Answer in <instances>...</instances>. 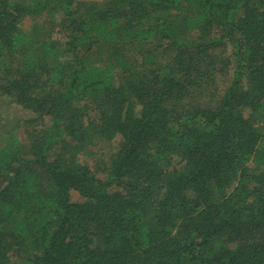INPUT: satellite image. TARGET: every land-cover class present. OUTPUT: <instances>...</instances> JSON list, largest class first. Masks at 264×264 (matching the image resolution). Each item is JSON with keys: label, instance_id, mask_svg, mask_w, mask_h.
I'll list each match as a JSON object with an SVG mask.
<instances>
[{"label": "trees", "instance_id": "1", "mask_svg": "<svg viewBox=\"0 0 264 264\" xmlns=\"http://www.w3.org/2000/svg\"><path fill=\"white\" fill-rule=\"evenodd\" d=\"M2 104L0 264H264V0H0Z\"/></svg>", "mask_w": 264, "mask_h": 264}, {"label": "rangeland", "instance_id": "2", "mask_svg": "<svg viewBox=\"0 0 264 264\" xmlns=\"http://www.w3.org/2000/svg\"><path fill=\"white\" fill-rule=\"evenodd\" d=\"M25 29H27V27L25 26ZM6 110L8 111V114H3ZM0 120L1 122H6V121H16L17 117H27L29 114L27 112L21 111L17 106H13V107H7L6 105L4 106L3 104L0 105Z\"/></svg>", "mask_w": 264, "mask_h": 264}]
</instances>
